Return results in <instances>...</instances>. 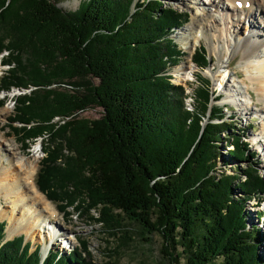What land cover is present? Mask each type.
Segmentation results:
<instances>
[{
    "label": "trees",
    "instance_id": "trees-1",
    "mask_svg": "<svg viewBox=\"0 0 264 264\" xmlns=\"http://www.w3.org/2000/svg\"><path fill=\"white\" fill-rule=\"evenodd\" d=\"M58 1L0 0L8 65L0 93L20 90L7 124L24 147L45 139L39 190L121 245L133 239L132 221L143 240L158 231L169 264L182 256L186 264H263L259 228L246 220L247 202L264 195L263 173L251 162L216 172L224 142L226 161L250 160L246 137L225 118L208 78L194 87L190 109L184 86L167 73L184 55L170 34L190 13L162 0H80L74 11ZM207 52L195 47L201 70ZM93 106L104 110L100 118L79 114ZM5 227L1 220L0 264H90L85 239L42 260L40 244L32 249L21 234L4 240Z\"/></svg>",
    "mask_w": 264,
    "mask_h": 264
},
{
    "label": "rangeland",
    "instance_id": "rangeland-1",
    "mask_svg": "<svg viewBox=\"0 0 264 264\" xmlns=\"http://www.w3.org/2000/svg\"><path fill=\"white\" fill-rule=\"evenodd\" d=\"M79 2L80 0H59L58 5L62 9L74 11L78 8L80 4ZM162 3L164 5H171V7L176 10L178 9L179 11L190 13V16L187 19L188 22L177 27V29L173 30L170 34L175 42L178 43L180 49H183L184 55L182 54L178 60H176L173 67L169 69V72H167L174 82L180 83L184 86V92L187 97L186 101H184L185 105L190 109L194 108L195 91L193 89L199 81L208 78L210 80V85L212 86L211 90L215 93V97L218 94L220 96L218 97L219 100L217 103L223 104L227 107L225 110L227 113L225 118L233 116L232 118L234 120H231L233 121V125L236 126L240 135H243V133L245 134L244 136L249 144L248 147L251 153L250 160L247 158L235 162V160L226 161V159H229L226 155L229 147H231V143L229 142L227 145L226 142H224L220 149L221 154L225 155V158H218L217 174L222 173L223 171L226 173H234V167L236 168L237 166H240L241 168H245L246 163L251 162L258 165L264 176V151L262 150L264 146V103L260 100L263 99V92L260 91L263 81L255 78L256 76L264 75V71H261L259 68L262 62H264V39L260 38V41L262 42V46L260 45V47L257 45V39L251 41L250 45L254 48L258 47L257 49H253L252 52H248L249 49H245L240 42L239 47L236 49V56L233 59L230 51H228L229 42L225 36V32L232 26V24L229 23L232 21L231 18H241L244 21L240 32L245 31L247 34L252 28H250V26L248 28L247 22L244 20L245 17L242 15L241 11L231 8L230 0H162ZM227 4L230 5L229 8ZM216 6L220 8V11L224 12V18H221L220 20V28L224 30V39H221L220 42L219 40L216 41V44L218 45L217 48H219L220 52L212 51L210 47V39L207 36H203L202 32L197 30L192 23L193 16L196 13L201 17H203L205 13H211L215 16L218 15L219 12H217ZM233 29H235V27L231 28V30ZM245 35L239 33L237 34V37L242 38ZM234 41L235 40L233 39V42ZM196 46L205 47L211 58L209 65L203 70L192 61ZM255 50H258L259 54L253 53ZM261 50L263 51L261 52ZM3 54L4 53H1L0 60L2 59L1 56H3ZM221 59L230 62L231 66L229 68L222 67L223 65L220 64ZM7 66V64L6 66L0 64V80L4 72L3 70H5ZM248 90H251L253 95H250ZM19 92L20 90L14 88L10 91L0 93V100H2V104L0 103V140L3 143L2 147L0 146V160L5 164V168L0 170L2 174L3 171L8 170L9 165H11V158L18 156V150L16 149L18 146L22 148L21 152L27 157L37 159L38 166H40L39 163L43 158L44 150L39 151L37 149L38 146H32L35 140L31 141L29 147H24V143L18 140L20 134H16L13 128L7 124L11 121L14 109L13 99L15 95L19 94ZM3 110L7 111L6 113L1 114ZM103 111L104 110L101 107L93 106L85 111H80L79 114L84 118L97 119L100 118ZM38 141L42 143V147L45 146V139L44 141L41 140V138L39 140L37 139L34 143L39 145ZM3 145H5V147H3ZM5 149L11 150L5 151ZM37 173L38 172L36 171L34 180H36ZM29 185V191H32V180H30ZM42 195L45 196L44 193H42ZM0 201L1 203L3 202V205L0 204V216L1 211L4 212L6 209L8 210V215H10L12 211V203L4 199ZM51 202L55 205V216H52L51 224L56 227L50 226V224L49 228H46V234L39 230H37L38 232L36 234L32 235L28 232L14 234V236L20 234L25 235L24 237L26 241H32V249H35L36 246L40 244L43 251H41L42 256H45L51 249H59L65 253L70 252V250L76 247V245L80 247L81 243L79 241L85 239L88 243V251L84 252L83 257L84 259H87L90 264H112V262L115 264H169V261L167 262V260L163 258L164 255L162 253L161 245L164 238L158 231H155V233L150 235V241L143 240L141 237L142 234L137 231L139 225L132 221L129 228L132 230L133 239H129L128 237L124 238L126 243L121 245L120 241L122 239H120L118 235L112 236L109 234L106 229L102 227V224H97L90 216H83L78 214V212L75 213V211L73 212L72 207L68 209L69 213L65 216L59 210L57 204L53 201ZM246 206V220L248 221L249 226H256V228H259V234L261 235L262 240L261 243L259 242L258 249L262 255V261L264 264V195H261L258 199L249 200ZM1 220L5 222V225L7 222V229L9 231L12 226L11 220L6 216H4L3 219H0V221ZM126 220L127 223L130 221V219ZM7 229L5 227L4 240H10L14 237L8 236ZM50 240L52 242H50ZM51 243L53 244L52 246ZM50 246L51 249H49L48 252H45V249ZM216 260L218 263H221L222 258H216ZM178 261L179 264H186L184 256L178 258Z\"/></svg>",
    "mask_w": 264,
    "mask_h": 264
},
{
    "label": "bare ground",
    "instance_id": "bare-ground-1",
    "mask_svg": "<svg viewBox=\"0 0 264 264\" xmlns=\"http://www.w3.org/2000/svg\"><path fill=\"white\" fill-rule=\"evenodd\" d=\"M230 1L232 3H230L231 8L237 11H241L242 15L245 17L244 20H246L245 22H247L248 28L249 26L250 28H252V30H249L247 34L245 31L240 32L241 26L244 21L241 18H231L232 21L229 23L232 24L231 28L235 27V29L231 30V28H229L225 32V36L227 38V41L229 42L228 51H230V54L234 59L237 52L236 49L237 47H239L240 42L243 44L242 46L245 49H249L248 52H252L253 49H257L258 47H260V45L262 46L260 38L264 39V0ZM227 5L229 8L230 5ZM216 8L217 12H219V16H215L211 13H205L204 16L201 17L196 13L193 16L192 23L197 30H200V32H202L203 36H207L210 39V47L212 51L220 52L219 48H217L218 45L216 44V41L219 40L220 42L221 39H224V30L220 28V20L221 18H224V12L220 11V8L218 6H216ZM239 33L246 35L242 38H238L237 34ZM233 39L235 40L234 42ZM254 39H257V48H254L252 45H250L251 41H253ZM262 51L263 50H261V52ZM253 53H258V50H255V52L253 51ZM220 64L223 65L222 67L229 68L231 66L230 62L222 59ZM259 68L261 69V71H264V62H262ZM255 78L263 81L262 87L260 88V91L263 92V99L260 100H262L264 103V75H259ZM248 93L250 95H253V92L251 90H248ZM6 111L7 110H3L1 114L6 113ZM2 144L3 143L0 140L1 147ZM3 147H5V145H3ZM16 149L18 150V156L11 158V165H9L8 170L3 171V174L0 172V200L4 199L12 203L11 214L9 213L10 215H8L7 209L4 212L1 211L0 219H3V217L6 216L11 220L12 226L9 231L7 229L8 236L10 237L14 236V234L16 233L24 232H28L31 235L36 234L38 232L37 230L46 234V228H49V225L52 223L51 219L54 215L55 205L52 204L50 199L48 200V198L42 195V193L39 192L40 190H38V188L36 187V184H34V176L38 166L37 159H31L30 157H27L23 152H21L22 148L20 146H18ZM10 150L11 149H5V151ZM262 150L264 151V146ZM3 168H5V164L2 160H0V170ZM30 180H32L33 183V185L31 186L33 190H30L32 193L29 191ZM0 204L3 205V202L1 203L0 201ZM50 226L55 225L51 224ZM50 242L52 241L50 240ZM51 246L45 249V252H48L49 249H51Z\"/></svg>",
    "mask_w": 264,
    "mask_h": 264
}]
</instances>
